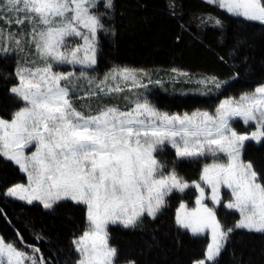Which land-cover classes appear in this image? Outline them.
<instances>
[{"label": "snow or ice", "instance_id": "obj_1", "mask_svg": "<svg viewBox=\"0 0 264 264\" xmlns=\"http://www.w3.org/2000/svg\"><path fill=\"white\" fill-rule=\"evenodd\" d=\"M201 7L205 11L187 13L183 0H165L180 29L176 42L186 33L203 45L211 28L223 47L235 26L226 55L209 49L218 62L231 61V74L172 69L178 73L173 84L192 86L181 95L211 101L172 112L155 99L157 86L167 90L162 78L116 64L100 72L101 38L114 40L125 15L116 0H0V59L15 61L3 77L11 110L0 117V165L14 166L24 178L5 180L0 200L77 223L67 251L58 246L47 257L39 244L50 241L31 221L25 230L35 244L13 227L16 239L0 236V264H157L148 258L154 250L169 264L162 241L180 247L184 237L207 240L192 264H222L225 252L230 264H257L236 245L264 242V158L245 155L251 142L264 150V83L238 95L225 92L240 79L241 66L248 71L239 51L250 46V32H264V0H201ZM189 167L198 169V179L181 175ZM189 190L194 207L183 202ZM173 199L180 202L169 215ZM220 207L230 220L218 218ZM0 218L12 226L3 206ZM114 231L138 235V255L113 244Z\"/></svg>", "mask_w": 264, "mask_h": 264}, {"label": "trees", "instance_id": "obj_2", "mask_svg": "<svg viewBox=\"0 0 264 264\" xmlns=\"http://www.w3.org/2000/svg\"><path fill=\"white\" fill-rule=\"evenodd\" d=\"M116 2L118 9L122 10L125 15L122 21L118 20V36L114 40L103 36L101 38L105 52V56L101 58L98 65L101 73L116 64L144 69L150 73H158L160 77L164 76L165 82L171 80L167 76L172 69L188 72L193 76L199 73H208L226 78L231 74V61L228 64L218 62L209 49L220 55H226L233 43L235 26L228 27L223 47L218 45L219 36L211 28L202 36L203 45L192 40L186 33L183 35L182 42L177 43L176 37L180 34V29L177 27V23L167 15L165 0H116ZM183 4L187 13L205 11L201 7V0H183ZM140 5H144V7H140ZM208 10L212 11V9ZM130 21L132 22L131 26ZM249 35L251 36L250 46L242 47L239 51V58L245 56L248 58V71L246 72L244 66H241L240 79L232 82V86L227 89L225 95L229 93L238 95L241 90L254 88L260 83H264V32L256 28ZM14 63L12 58L0 59V117L4 118L8 116L11 105L8 102L10 95L6 86L8 82L3 77L5 73L13 71ZM165 87H169V85L167 84ZM170 91L166 90V95L159 92L158 99L159 107L172 112L207 107L211 102L208 98L200 96L178 94L171 97ZM177 93L181 94V91L177 89ZM215 99L213 98V100ZM245 155L246 158H252L259 162L261 158H264V150H260L259 146L251 143ZM13 169L14 166L4 167L0 165V188L3 187L5 180L9 184L24 182L23 174ZM180 173L189 181L198 179V169L195 167L181 168ZM193 193L194 190H189L187 198L183 201H186L189 207L194 206L195 195ZM179 202L175 199L170 201L169 215H174ZM0 206L8 210L13 221L12 226H10L4 219L0 218V236L6 240L16 239L13 227H17L29 244H35L37 242L33 239V235L25 230L27 221H31L30 227L34 228L35 232L43 233L50 241V243L39 244L46 257L52 248L58 246H63L67 251L72 231L77 228V223L67 220L63 214L46 215L43 214L42 210L35 208L21 212L16 204H5L2 200H0ZM231 216L230 211L223 207L218 209V218L221 220H230ZM21 217L25 218L23 222ZM17 243L19 244L18 241ZM112 243L132 255H138L142 242L138 235L114 231ZM206 243L207 240L204 237L198 239L184 237L180 247H177L172 239L163 240L162 246L168 250L167 260L169 264L175 261H179L180 264H192L195 258L202 256ZM262 248H264V242L259 238L247 240L246 247L243 249L240 245H236L237 252L243 250L245 259L252 256L257 264H260ZM148 258L157 261V264H163L165 261V255L160 250H154ZM222 264H230L227 252L223 254Z\"/></svg>", "mask_w": 264, "mask_h": 264}, {"label": "rangeland", "instance_id": "obj_3", "mask_svg": "<svg viewBox=\"0 0 264 264\" xmlns=\"http://www.w3.org/2000/svg\"><path fill=\"white\" fill-rule=\"evenodd\" d=\"M178 72H181V71H178ZM153 74V78L154 79H156V78H162V79H164V76L163 77H160V75H158V73L156 74V73H152ZM178 75V73L177 72H173V71H171L170 72V74L167 76L169 79H171L172 80V77H174V76H177ZM181 80H183L184 78H180ZM171 80L170 81H166V83H165V85H169V87H165L167 90H171L170 91V93H171V97H173V96H175V95H181L180 93H177V89L178 90H180L181 92L182 91H185V92H187V91H189V89L192 87L191 85H186V84H183V83H178V84H173L172 82H171ZM165 81V80H164ZM178 85H180V86H178ZM160 87H156L155 88V90H154V92H155V99L158 101V106H159V97H158V94H159V92H161V94H163V95H166V92H165V90L164 89H161ZM173 89V90H172ZM182 96H187V95H182ZM189 96H194V95H191L190 93H189ZM237 127H238V130L239 131H241V132H244L245 130H240V129H246V126H244L243 125V123L241 122L239 125H237ZM251 143H254V142H251ZM210 194V193H209ZM209 204H211V202H210V200L209 201H207ZM185 203H187L186 201H185ZM194 206H195V201H194ZM193 206V207H194ZM219 209V208H218ZM227 210V209H226ZM229 211V210H228Z\"/></svg>", "mask_w": 264, "mask_h": 264}]
</instances>
